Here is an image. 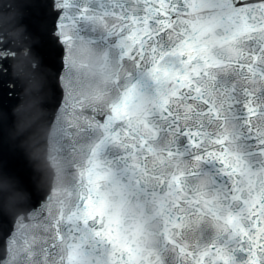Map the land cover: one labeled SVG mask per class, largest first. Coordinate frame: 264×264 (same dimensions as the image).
<instances>
[{
	"label": "snow or ice",
	"instance_id": "1",
	"mask_svg": "<svg viewBox=\"0 0 264 264\" xmlns=\"http://www.w3.org/2000/svg\"><path fill=\"white\" fill-rule=\"evenodd\" d=\"M0 20V83L33 116L15 143L55 164L0 154V264H264V0H0ZM15 119L0 105V142Z\"/></svg>",
	"mask_w": 264,
	"mask_h": 264
}]
</instances>
